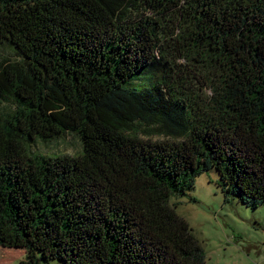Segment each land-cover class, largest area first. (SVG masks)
Instances as JSON below:
<instances>
[{"label":"trees","instance_id":"obj_1","mask_svg":"<svg viewBox=\"0 0 264 264\" xmlns=\"http://www.w3.org/2000/svg\"><path fill=\"white\" fill-rule=\"evenodd\" d=\"M67 134L76 155L32 151ZM211 170L264 205V0H0V246L21 264H206L171 200Z\"/></svg>","mask_w":264,"mask_h":264},{"label":"rangeland","instance_id":"obj_2","mask_svg":"<svg viewBox=\"0 0 264 264\" xmlns=\"http://www.w3.org/2000/svg\"><path fill=\"white\" fill-rule=\"evenodd\" d=\"M200 79L195 83L202 86L200 93L207 101L212 83L205 74H200ZM80 149V141L71 134L32 147L35 153L61 155H76ZM217 181L214 170L199 175L189 195L171 200L177 214L200 242L206 264H264V205L250 208L237 198L225 200ZM24 258L22 250L0 246V264H21ZM40 264L62 263L51 260Z\"/></svg>","mask_w":264,"mask_h":264}]
</instances>
